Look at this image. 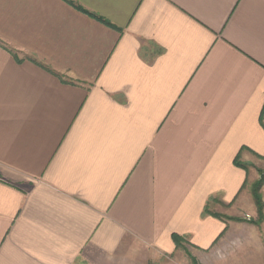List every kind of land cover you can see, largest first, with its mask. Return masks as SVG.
Returning a JSON list of instances; mask_svg holds the SVG:
<instances>
[{
	"label": "crops",
	"instance_id": "crops-1",
	"mask_svg": "<svg viewBox=\"0 0 264 264\" xmlns=\"http://www.w3.org/2000/svg\"><path fill=\"white\" fill-rule=\"evenodd\" d=\"M69 1L0 0V264H264V0Z\"/></svg>",
	"mask_w": 264,
	"mask_h": 264
},
{
	"label": "trees",
	"instance_id": "trees-1",
	"mask_svg": "<svg viewBox=\"0 0 264 264\" xmlns=\"http://www.w3.org/2000/svg\"><path fill=\"white\" fill-rule=\"evenodd\" d=\"M67 2L72 5L73 7H75L76 9L82 11L83 13L93 17V18H96L98 21H100L101 23L109 26V27H112L114 28L110 23H108L107 21H105L104 19L100 18V17H97L91 13H88L87 11H85L84 9H82L81 7L79 6H76L74 3H72L71 1L67 0ZM260 124L262 126V128L264 129V106H263V109H262V112H261V115H260ZM259 159H264L261 158V157H258ZM234 165L237 166V167H240L242 169H244L246 172H248V167L247 165H244L242 163H240L238 161V157L234 160ZM257 173L259 175V180L256 181V182H253V183H248L247 181H245L244 185H243V189L244 188H247L249 193L251 194L252 198H253V203L255 204V206L258 208V211H259V220L263 221L264 219V215L262 213V211L264 210V198L261 196L260 194V190L262 188V186L264 185V171H260V170H257ZM219 204H222L224 205L223 203H219ZM209 204L207 203L205 209H204V213L206 215H210L212 217H215L217 219H227L229 220V218L227 217H223L222 215H219L215 212H212L209 210ZM226 206V205H224ZM232 220H235V221H239L240 219L239 218H236V219H232ZM260 221V222H261ZM253 223H256V222H253ZM173 241L176 245V248L177 249H183V246L185 245V242L183 241V239L181 237H178V236H173Z\"/></svg>",
	"mask_w": 264,
	"mask_h": 264
},
{
	"label": "rangeland",
	"instance_id": "rangeland-1",
	"mask_svg": "<svg viewBox=\"0 0 264 264\" xmlns=\"http://www.w3.org/2000/svg\"><path fill=\"white\" fill-rule=\"evenodd\" d=\"M256 168H257V170L264 171V165L263 164L262 165L259 164V167H256ZM257 175H258V173H257ZM258 180H259V175H258V178L254 182H256ZM249 194H248V197H249L250 203H251L253 201V198H252L251 194L250 195ZM260 194H261V190H260ZM261 196H262V194H261ZM242 197H244V195ZM209 207L212 210V212H213V209H214V211H216L217 214H219V215H221V213L222 214H227L228 213V210H227L226 206H224L222 204L211 203V205ZM254 207L256 209V216H255L256 219L255 220H250V221L256 222V224H261L264 220L263 221L259 220V218H260L259 215L260 214H259L258 208L255 206V204H254ZM262 213L264 215V210L262 211ZM183 248H184V250L183 249H179V251H177V253L175 255H173V256L161 257L157 261L149 260V261L146 262V264H201L200 261H202V260L199 259L198 256H197L199 254H197L193 249L188 247L186 244L183 246Z\"/></svg>",
	"mask_w": 264,
	"mask_h": 264
}]
</instances>
